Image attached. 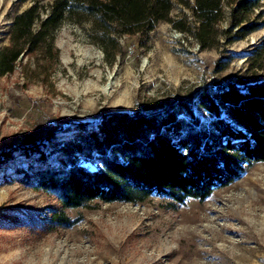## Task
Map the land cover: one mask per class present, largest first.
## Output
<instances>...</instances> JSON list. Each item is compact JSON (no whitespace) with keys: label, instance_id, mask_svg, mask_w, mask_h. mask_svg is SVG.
I'll list each match as a JSON object with an SVG mask.
<instances>
[{"label":"rangeland","instance_id":"obj_1","mask_svg":"<svg viewBox=\"0 0 264 264\" xmlns=\"http://www.w3.org/2000/svg\"><path fill=\"white\" fill-rule=\"evenodd\" d=\"M52 1L0 0V48L16 13L35 4L43 17ZM228 2L206 48L193 36L192 0H171V21L141 38L113 30L106 52L90 39L84 14H64L48 66L22 55L0 76V264H264V161L202 201H93L64 210L73 225L45 234L20 222L26 210L47 219L53 201L18 183L15 168L36 157L33 146L57 163L64 121L94 126L102 111L160 110L198 85L264 81V0L232 21ZM242 25L255 27L243 33ZM193 113L206 121L204 111Z\"/></svg>","mask_w":264,"mask_h":264},{"label":"trees","instance_id":"obj_2","mask_svg":"<svg viewBox=\"0 0 264 264\" xmlns=\"http://www.w3.org/2000/svg\"><path fill=\"white\" fill-rule=\"evenodd\" d=\"M192 1L193 36L199 47H210L223 4L229 2ZM257 2L233 0L231 21ZM170 10L171 0H53L39 17L36 5H30L10 22L8 42L0 48V76L11 73L22 55L48 66L57 55L52 31L64 14H84L90 39L106 52L113 30L141 38L158 21L170 22ZM254 27L241 29L246 33ZM194 107L205 112L206 121L193 113ZM60 131L65 136L55 150L57 163L33 146L36 157L25 168H15L18 183L47 193L53 201L47 219L28 210L20 218L34 233L71 227L76 220L64 210L93 201L139 203L150 196L176 203L202 201L237 180L249 165L264 161V81L198 85L160 110L102 111L94 126L66 120ZM1 157L9 161L11 154Z\"/></svg>","mask_w":264,"mask_h":264}]
</instances>
